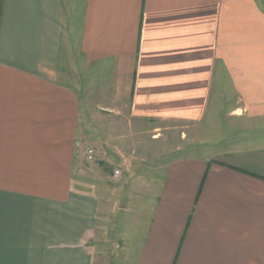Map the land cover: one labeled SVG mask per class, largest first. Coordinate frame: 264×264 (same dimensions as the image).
Segmentation results:
<instances>
[{
    "label": "crops",
    "instance_id": "crops-1",
    "mask_svg": "<svg viewBox=\"0 0 264 264\" xmlns=\"http://www.w3.org/2000/svg\"><path fill=\"white\" fill-rule=\"evenodd\" d=\"M229 90L264 118V0H0V264H100L117 211L110 264H264V134L124 151L185 139Z\"/></svg>",
    "mask_w": 264,
    "mask_h": 264
},
{
    "label": "rangeland",
    "instance_id": "rangeland-1",
    "mask_svg": "<svg viewBox=\"0 0 264 264\" xmlns=\"http://www.w3.org/2000/svg\"><path fill=\"white\" fill-rule=\"evenodd\" d=\"M236 105L237 98L235 97V94L230 90L225 91L223 98L218 99L217 109H214L218 111H214L207 115V122L205 121L202 124L190 125V128L186 130L187 132L185 131V139L178 137L180 135L179 130L176 132L167 130L162 134L163 137L161 138L163 139L159 144L152 147L153 149L151 147H142L141 145L133 147L134 145H132L124 147V151L127 157H130L129 155L134 153V151L135 155L144 156L150 150H154L155 152L152 154L151 152L147 154V158L152 159L153 156L158 158L159 155L161 159H165L164 155L172 158L173 156L216 153L218 150L226 147V143L231 144V142L235 140L251 141V139L261 137L264 134V118L256 119L242 116L241 112L236 110ZM110 133L113 137L117 134V132ZM88 147L93 146L85 145L82 147V151L84 152V150ZM161 165L162 164H160V166ZM112 166L113 165H111L110 169H113ZM160 166L159 169L157 168L159 171L161 168ZM123 176H125V178L120 182L119 188H116L115 192H111V197L117 198L119 202L125 198L129 201V203H131L136 192H140L141 189V193L144 192L145 186L143 183L139 182L140 178H138V174L134 177L129 176L128 174H124ZM145 182L148 183L147 179H145ZM122 213L123 212L121 211H117L116 215L111 214L109 217H106L105 236L98 240L101 252L97 254V262H100V264H110L112 261L111 259L114 258L116 247L114 248L110 245V242L112 241V227L108 224L120 219L122 217Z\"/></svg>",
    "mask_w": 264,
    "mask_h": 264
},
{
    "label": "built area",
    "instance_id": "built-area-1",
    "mask_svg": "<svg viewBox=\"0 0 264 264\" xmlns=\"http://www.w3.org/2000/svg\"><path fill=\"white\" fill-rule=\"evenodd\" d=\"M83 157L87 161H94L97 159V153L93 147H88L84 150ZM112 174L118 177L120 175V169L114 168Z\"/></svg>",
    "mask_w": 264,
    "mask_h": 264
}]
</instances>
